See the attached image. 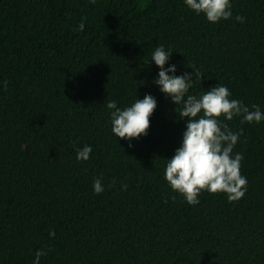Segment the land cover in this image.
<instances>
[{"label": "trees", "instance_id": "16d2710c", "mask_svg": "<svg viewBox=\"0 0 264 264\" xmlns=\"http://www.w3.org/2000/svg\"><path fill=\"white\" fill-rule=\"evenodd\" d=\"M231 3L210 23L183 0H0V264H264V121H225L245 195L190 205L164 178L185 124L149 64L163 44L178 75L203 73L190 92L221 83L264 110V0ZM145 93L157 107L129 147L106 105Z\"/></svg>", "mask_w": 264, "mask_h": 264}, {"label": "clouds", "instance_id": "9594fccd", "mask_svg": "<svg viewBox=\"0 0 264 264\" xmlns=\"http://www.w3.org/2000/svg\"><path fill=\"white\" fill-rule=\"evenodd\" d=\"M186 7L197 15L203 14L210 23L232 18L231 0H183ZM235 19L244 22L245 17L236 15ZM83 26V25H81ZM172 51L163 44L151 52L150 63L157 66L158 74L153 82L160 92L176 105L178 117L184 121L185 128L179 146L174 154L166 159L164 178L173 191L183 196L190 205L199 203V194L224 193L228 201H238L247 192V177L241 174L243 153L234 152L242 133L234 131L225 121L241 117V122L264 121V110L258 104L246 105L242 100L232 98L229 88L221 83L194 94L190 92L197 81L204 77L199 68L191 67L192 72L177 74V66L169 63ZM167 64V66H165ZM8 81H0L6 87ZM157 99L145 93L142 99L135 100L123 108L116 100L107 102L110 111L112 133L131 141L147 135L150 116L157 107ZM179 110V111H178ZM223 117V119H221ZM92 146L85 144L76 149L78 160H88ZM93 191H104L101 177L93 179ZM126 189L127 185L123 184ZM47 255L37 249L32 264H40V258Z\"/></svg>", "mask_w": 264, "mask_h": 264}]
</instances>
